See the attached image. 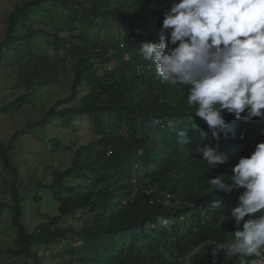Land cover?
<instances>
[{
	"label": "trees",
	"instance_id": "obj_1",
	"mask_svg": "<svg viewBox=\"0 0 264 264\" xmlns=\"http://www.w3.org/2000/svg\"><path fill=\"white\" fill-rule=\"evenodd\" d=\"M173 2L20 0L8 15L0 70L5 79L14 78L12 91L25 93L6 104L3 113L39 101L33 93L59 83L72 60L68 98L15 137L28 129L45 133L56 123L73 129L77 117L89 122L98 139L74 148L70 137L47 132L49 145L73 151V159L70 168L53 170L51 183L34 197L55 207L57 214L33 233L22 222L25 198L20 199L21 183L9 163L11 148L0 142V161L14 175L10 182L3 176L2 182L12 196L17 230L15 247L6 254L30 256L32 264H40L38 248L57 245L72 234L80 244L62 264H241L239 255L226 251L215 262L209 245L232 239L235 228L223 219L234 196L212 191L206 177L220 167L206 170L212 165L201 159V151L187 153L208 128L201 119L195 122L188 89L160 78L139 52L142 42L158 41L163 11ZM63 102L73 104L59 107ZM222 115L235 122L233 132L219 136L226 153L238 146L253 151L263 137V121L236 120L226 111ZM180 130L188 143L178 135ZM217 201L222 207L213 209ZM158 216L170 224L161 226ZM67 219L84 220L86 226H64ZM202 242L207 244L200 246ZM257 257L243 259L252 264Z\"/></svg>",
	"mask_w": 264,
	"mask_h": 264
},
{
	"label": "clouds",
	"instance_id": "obj_2",
	"mask_svg": "<svg viewBox=\"0 0 264 264\" xmlns=\"http://www.w3.org/2000/svg\"><path fill=\"white\" fill-rule=\"evenodd\" d=\"M139 52L160 78L188 89L187 104L195 106V117L212 135L205 131L187 153L201 151V159L212 165L206 170L219 166L206 175L211 189L234 196L223 218L232 221L233 238L209 242L213 255H239L241 264H247L244 257L264 261V135L253 151L238 146L230 154L219 139L235 125L222 111L264 123V0H174L163 11L158 41L142 42ZM178 135L188 143L184 130ZM156 219L161 226L170 224L164 216Z\"/></svg>",
	"mask_w": 264,
	"mask_h": 264
},
{
	"label": "rangeland",
	"instance_id": "obj_3",
	"mask_svg": "<svg viewBox=\"0 0 264 264\" xmlns=\"http://www.w3.org/2000/svg\"><path fill=\"white\" fill-rule=\"evenodd\" d=\"M18 4H20V0H0V41L7 28L8 15ZM66 51L73 53L69 48ZM71 67L72 60L69 59L65 64V69L60 73L62 75L59 77V83L40 88L33 93L40 97L39 101L8 113H3L2 108L25 92L22 89L17 92L12 91L14 78L5 79L3 71L0 70V142L11 148L7 155L10 166L15 168L18 181L21 183L19 185L20 199L25 198L21 202L22 222L28 233L38 231L50 217L57 214L55 207L43 201L37 203L34 197L42 194V186H48L51 183L53 170L63 171L72 165L73 151L52 148L48 143L50 136L47 132L51 129L49 132L51 136L63 134L64 137H70L74 140V148L85 146L98 139V136L91 132L89 122L77 117L74 119L73 129L63 128L60 123H56L54 128L45 132L47 134L41 132L40 129L39 131L28 129L20 136L15 137L27 125L40 122L50 107L56 106L60 101H65L68 98L72 79ZM72 104L63 102L59 107H68ZM197 119L200 118H195V122ZM3 176L10 182L14 175L0 161V264H32L30 256H12L5 253V250L15 247L17 230L12 222L10 208L13 203L12 196L3 186ZM63 223L64 226L72 225L76 230L86 226L84 220H80L78 223L67 219ZM204 243L207 244V242ZM78 244L80 241L77 237L75 236L73 239L72 234H69L63 242L57 245H52L47 249L38 248L37 253L42 257L40 264H62L68 260L73 247ZM34 250H36L35 247L32 248L33 252ZM252 264H257V260Z\"/></svg>",
	"mask_w": 264,
	"mask_h": 264
},
{
	"label": "built area",
	"instance_id": "obj_4",
	"mask_svg": "<svg viewBox=\"0 0 264 264\" xmlns=\"http://www.w3.org/2000/svg\"><path fill=\"white\" fill-rule=\"evenodd\" d=\"M214 261L215 262L217 261L216 257H214ZM257 264H264V261L260 259V260L257 261Z\"/></svg>",
	"mask_w": 264,
	"mask_h": 264
}]
</instances>
